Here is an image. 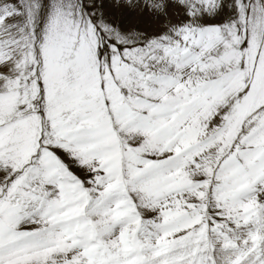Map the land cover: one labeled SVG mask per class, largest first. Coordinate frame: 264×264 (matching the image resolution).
Masks as SVG:
<instances>
[{
  "label": "snow or ice",
  "instance_id": "obj_1",
  "mask_svg": "<svg viewBox=\"0 0 264 264\" xmlns=\"http://www.w3.org/2000/svg\"><path fill=\"white\" fill-rule=\"evenodd\" d=\"M0 264H264V0H0Z\"/></svg>",
  "mask_w": 264,
  "mask_h": 264
}]
</instances>
